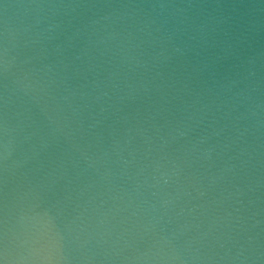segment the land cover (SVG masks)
<instances>
[{"label": "water", "instance_id": "obj_1", "mask_svg": "<svg viewBox=\"0 0 264 264\" xmlns=\"http://www.w3.org/2000/svg\"><path fill=\"white\" fill-rule=\"evenodd\" d=\"M0 264H264V0H0Z\"/></svg>", "mask_w": 264, "mask_h": 264}]
</instances>
